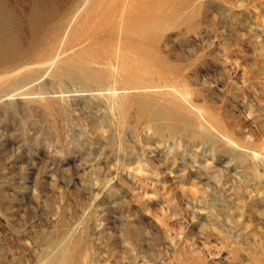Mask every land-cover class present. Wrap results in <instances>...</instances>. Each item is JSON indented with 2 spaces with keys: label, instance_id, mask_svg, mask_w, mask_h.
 Here are the masks:
<instances>
[{
  "label": "rangeland",
  "instance_id": "374dc122",
  "mask_svg": "<svg viewBox=\"0 0 264 264\" xmlns=\"http://www.w3.org/2000/svg\"><path fill=\"white\" fill-rule=\"evenodd\" d=\"M0 264H264V0H0Z\"/></svg>",
  "mask_w": 264,
  "mask_h": 264
},
{
  "label": "bare ground",
  "instance_id": "6f19581e",
  "mask_svg": "<svg viewBox=\"0 0 264 264\" xmlns=\"http://www.w3.org/2000/svg\"><path fill=\"white\" fill-rule=\"evenodd\" d=\"M18 45H19V44H18ZM4 47H5V46H4ZM19 47H20V46H19ZM5 48H6V47H5ZM5 48H4V49H5ZM15 48H16V47H15ZM15 48H14V49H15ZM6 49H7V48H6ZM7 51H8V49H7ZM15 52H16V51H15ZM14 54H15V53H14ZM5 55H6V54H5ZM62 70H63V69H62ZM65 71H66V70H64V72H65ZM64 72H62V73H64ZM68 72H69V71H67L66 74H68ZM73 73H74V72H73ZM76 73H77V72H76ZM79 73H81V72H79ZM79 73H78V74H79ZM64 74H65V73H64ZM75 75H76V74H75ZM79 75H80V74H79ZM82 75H83V74H82ZM69 76H70V75H69ZM76 76H77V75H76ZM76 76H75V77H76ZM83 76H84V75H83ZM79 77H80V76H79ZM83 78H84V77H83ZM85 78H86V77H85ZM85 78H84V79H85ZM72 79H75V78H74V75H73V78H72ZM88 79H90V78L88 77ZM78 80H79V79H78ZM83 81H84V80H83ZM87 81H88V80H87ZM81 82H82V81H81ZM88 82H89V81H88ZM88 82H87V83H88ZM123 85H124V84H123ZM118 92H119V91H118ZM181 97H182V96H181ZM149 107H150V106H149ZM170 112H171V111H170ZM175 113H177V112H175ZM170 114L173 115L172 112H171ZM177 114H178V113H177ZM179 114H180V113H179ZM149 116H150V115H149ZM177 116H179V115H177ZM171 117H172V116H171ZM173 118H174V117H173ZM169 120H170V118H169ZM152 121H153V120H152ZM172 123H174V122H172ZM156 124H157V123H156ZM175 124H176V123H175ZM167 125H168V124H167ZM172 125H173V124H172ZM179 125H180V124H179ZM179 125H178V126H179ZM168 126H169V125H168ZM174 126H175V125H174ZM176 127H177V125H176ZM182 127H183V126H182ZM170 128H171V125H170ZM180 128H181V127H179V129H180ZM158 129H159V128H158ZM182 129H183V128H182ZM162 130H163V129H162ZM162 130H161V131H162ZM159 131H160V130H159ZM164 131H165V130H164ZM171 131H174V130H171ZM162 132H163V131H162ZM174 132H176V131H174ZM172 133H173V132H172ZM174 135H176V134H174ZM255 156H256V157L258 156L257 152H255Z\"/></svg>",
  "mask_w": 264,
  "mask_h": 264
}]
</instances>
